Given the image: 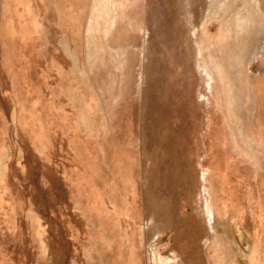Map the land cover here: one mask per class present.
<instances>
[{
  "label": "rangeland",
  "instance_id": "rangeland-1",
  "mask_svg": "<svg viewBox=\"0 0 264 264\" xmlns=\"http://www.w3.org/2000/svg\"><path fill=\"white\" fill-rule=\"evenodd\" d=\"M41 1L47 3L44 2L46 8L43 12L33 0H5L6 10L3 15L8 20L0 26V35L3 33L12 45L13 37L18 32H33V35L28 38L29 45L19 46L24 56H15L9 61L14 73L17 74L16 81L10 77L5 78L4 69L0 68V120L9 118L14 102L20 100L23 102V109L17 111V114H22L21 116L26 117L28 121L27 129L32 134L30 141L35 142L36 146L44 142L47 144L48 148L41 152L36 162L40 170H43L44 162L46 164L48 161L52 162V173L50 178L46 174L49 181L47 180L45 187L49 207L52 209L51 214L55 213L54 216L57 218L56 214L61 213L62 208H70L72 200L81 198L86 202L89 199L93 208H101L108 213H113L112 211H116V214L120 213V224L126 230L128 221L125 219V210L122 209L123 202L121 203L124 198L133 204L129 212H134L136 205L138 208L135 215L138 217L142 214V222L147 227L146 232L144 231V244L145 241L158 243L162 251L161 241L167 243L171 241L174 232L178 241L187 244L188 241H201L214 229L220 240L219 249L207 253L208 256H225L231 259L230 261L233 259L232 262L235 264H258L257 259L260 255L255 259L249 248L251 240L256 235V202L264 209V53L257 61L246 60L245 63L247 70L254 76L251 87L255 98L251 99V102L257 101V104L251 106L256 108L254 117L247 124L251 130V135L249 133L248 135L250 140L252 139V146L254 145L253 153L257 145L256 159L259 167L255 169L252 158L254 154H249L245 144L248 141L244 142L237 137V146H233L231 141L233 137L231 138L227 133L232 125L226 115L221 113L220 105L216 103L225 99L222 87L218 82L216 87H213L214 79H205L204 73L198 70L191 38L194 24L205 17V1L195 6L197 13L194 24L191 25L183 16V11L187 7L185 0H114L120 4L121 13L118 14V18L122 23L118 24L120 29L113 32V38L120 36L122 42L114 40L108 44L104 41L103 45L121 54L120 58H116L117 63H115L114 57L106 53L104 63L98 61L100 64H96L97 69H93L99 72L97 78L94 77L96 74L92 75L85 65L82 49L84 39L82 29L87 18L89 16L92 20L99 18L97 10L90 7L93 5L92 0ZM181 2L183 7L180 8ZM27 3L28 7H26ZM105 4L109 6V13L112 16L114 14L112 3L108 1ZM56 5L66 9L63 15L61 12V18L64 16V19L60 34L68 32V35L72 36L70 37L72 42L76 38L75 34L79 35L76 49L79 54V67L84 69L82 74L80 72L78 74V69L73 64L61 67L57 63V50L52 49L53 45L57 44V37L42 29L51 18L50 8L54 10ZM75 10L79 17L75 15ZM41 12L43 16L40 15ZM12 16L18 17L22 31L17 21L12 22L10 19ZM24 19L32 20L35 25L32 21L26 23ZM207 25L210 35L218 32L216 22L210 21ZM37 31H39L38 38H35ZM46 38L49 40L46 41ZM193 41L195 43L194 39ZM125 44L129 49L123 47ZM40 49L42 54L39 52ZM54 60L58 65L54 64ZM115 64H118L117 67ZM229 67V70H233L231 66ZM12 71L9 69L11 75ZM56 75H61L65 80H63V88L66 94L62 93V99L54 92L55 88L52 86L53 76ZM215 89L221 95L220 100L219 96L215 98L217 95ZM39 121L42 127L37 125ZM12 129L9 127L5 132L13 133ZM0 130H2L3 144L0 148L2 150L0 158L4 160L0 168L1 175L3 164L8 159L1 122ZM231 131L237 135L236 125ZM210 132L211 138L218 135L213 142L208 135ZM61 140H64L63 154L60 150ZM206 155L210 158L208 162L217 163L227 173L226 188L229 194L225 201L229 207V218L234 219L238 213H241L247 221V228L235 226L230 219L221 217L217 207L212 213L204 209L203 198L193 193L195 187L193 184L199 178L196 162L201 161ZM50 158L51 160H48ZM24 161V156H18V162L24 163ZM121 161L124 162L121 164ZM29 163L31 164L30 161ZM122 171L125 175L131 174V178L133 175L136 180H140L135 187L122 183ZM61 172L70 179L71 191L61 183ZM190 182L193 186L189 184ZM215 186L219 200L222 183L217 179ZM111 187L117 188L119 195L117 191L111 190ZM145 189H148V192ZM15 191L19 192V189ZM200 196L202 197V194ZM30 202L22 203L30 209ZM27 219L29 220L27 217L22 221L23 236L17 243L18 248L15 251L25 258H28L33 251V256L41 258L40 249L34 246L31 236L33 227L28 225ZM36 222L34 221L35 227L37 225L44 227L38 218ZM75 222L69 215L64 225L69 226L67 233L71 234V227L76 229L80 226L83 230V234L79 236L80 249L83 251L87 248L96 256V260L88 258L89 263L86 261V264L124 263L125 251L117 253V257L109 256L108 252L99 249L103 244L95 243L94 238L91 237L93 230L99 228V219L87 217V222L81 224ZM156 227L158 230L154 235ZM260 233L264 239V229ZM222 238L225 241L221 240ZM151 248L152 245L147 249V264L150 263L147 257ZM71 250H74V246H71ZM0 264L16 263L3 262L0 258Z\"/></svg>",
  "mask_w": 264,
  "mask_h": 264
},
{
  "label": "bare ground",
  "instance_id": "bare-ground-1",
  "mask_svg": "<svg viewBox=\"0 0 264 264\" xmlns=\"http://www.w3.org/2000/svg\"><path fill=\"white\" fill-rule=\"evenodd\" d=\"M0 1L2 3V5H0V15H2L4 13V11L6 10V5H5L6 2H5V0H0ZM108 1L112 3L113 8H114V14L112 16L109 13V9H108L109 6L107 4H105ZM202 1H205V3H206L205 17L202 18V20L199 23L194 24L193 22L195 20V16L197 13L195 6L197 4L201 5ZM44 2L45 1H41V0H36V1L33 0V3L34 4L36 3L37 6L39 5V9L42 12H43V9L46 8L45 6L47 4L46 2H45L46 4ZM91 2L93 5H91L90 7L95 8L97 10V15L99 18L97 20H95V19L92 20V18L90 19V16L88 18L86 17L87 18L86 23L84 22L85 27L83 26L84 29H82L84 39L83 40L81 39V40L83 41L82 49L84 51L85 65L88 66V68H89L88 70L91 71L92 75L96 74L94 77L97 78V76H98L97 73H99V72L97 70L93 71V69L98 67V66H96L98 61L102 64L104 63L106 53H109L114 57L115 63H117L116 58H120V54H121L120 52H117V50L112 51L109 46L105 47L103 44H104V41H106L108 44H110L114 40H117L118 42H122V39L120 38V36L116 37L115 39L113 38V32L120 29L118 24L122 23V21L118 18V14L121 13V8H120L119 2L114 1V0L113 1H111V0H92ZM185 2L187 4L188 8L186 7L184 9L185 11H183L184 12L183 16H185L187 22L191 23V25L194 24L193 30H192L193 32H192L191 41L194 44V49L196 52V59L198 62L197 66L199 68L198 70L200 72L204 73L205 79L206 78L207 79H210V78L214 79L213 87H216L215 86L216 82H218L219 85L222 87V89L224 91L223 96L225 99L220 100L221 95L216 89H215V92L217 95L215 98L217 99V97L219 96L218 99L220 101H216V103L220 105L219 108L221 110V113L222 114L224 113L226 115V117L228 118V120L230 121V123L232 125V127H231L232 129L230 128L227 133L230 135L231 138L233 137L231 140L233 143V146H237L236 145L237 139H238L237 137L244 140V142H245V140H247L248 142L245 144H247L246 147H248L249 154H251V153H253V146L254 145L252 146V143H253V142H251L252 139L250 140V138H249L250 135H248V133L250 134L251 130L248 128L247 124L249 123L251 118L254 117L253 115L255 114L254 112H255L256 108L255 107L252 108L251 106H253L257 101L255 103H254V101L251 102V99L255 98L253 95V89L251 87L254 76L252 75V73H250L247 70V68L245 67V63H246V60L257 61L258 57L264 53V0H185ZM181 5H182V2H181ZM26 7H28V3H27ZM181 7H183V5L180 6V8ZM50 10H51L50 11L51 18L49 21H47L46 25L43 24L45 27H43L42 29L45 30L47 33L55 34V36L57 37V44L53 45L54 47H52V49L55 48L57 50L56 51L57 52L56 55L58 56L57 63H59V65H61V67H63V66L66 67L68 65L73 64V66L75 65L76 68L78 69V74H79V72H80V74H82L84 72V69H81L79 67V64H78L79 54H78V51L76 49V46H78V43H79L78 42V36L79 35L75 34L76 38L72 42L71 38H70L72 36L70 34H69L70 35L69 36L68 32H65V33L63 32L62 35L60 34L61 33V27H62V21L64 19V16H62L63 18H61V12L63 15V13L66 10L65 7H60L59 5H56L54 10L52 8H50ZM42 12L40 13V15H42ZM185 12H186V14H185ZM75 15L77 17H79L76 10H75ZM123 15H124V13H123ZM77 19H76V21H77ZM25 21H26V23H29L32 20H25ZM210 21H212V22L214 21L217 23L218 32L215 35H210L208 33L207 23ZM32 23L35 25V22L32 21ZM20 25H21V23H18L19 28L21 27ZM77 25H78V23H77ZM20 29L22 31V28H20ZM184 29H185V27H184ZM102 30H103V33H102ZM0 31H1V29H0ZM193 39L195 40V43H194ZM7 43H8V45H10V47H8ZM123 47L124 48L128 47L127 49H129V46H127L126 44L123 45ZM190 50H191V48H190ZM193 53H192V55H194ZM66 54H67V57H66ZM13 57H15V56H14L12 44H9L8 40L4 37V34L2 33L0 35V68L4 69V77L5 78L9 79V77H10L12 80L14 79V81H16L17 74L14 73V70L12 69L11 64L9 62L11 60V58H13ZM54 61H55L54 64L58 65L56 63V60H54ZM80 62H81V60H80ZM100 63H98V64H100ZM117 65L115 64L116 67H117ZM229 66H231L233 68V70H231V69L229 70V68H230ZM102 67H104V66H102ZM9 69L11 71L13 70L12 75H11V73H9ZM68 69H69V67H68ZM86 69H87V67H86ZM105 71H107V70H105ZM53 79L54 80H53L52 86H53V88H55L54 92L58 93L62 99V95L64 93L66 94V90L63 88V85H64L63 80L64 79H62L61 75L53 76ZM89 87H90V85H89ZM96 92H97V90H96ZM102 92H104V91H102ZM14 93H15V90H14ZM98 93H100V92H98ZM169 94H170V92H169ZM97 95H99V94H97ZM245 105H248V106L245 107ZM73 110H75V109L73 108ZM83 110L85 111L84 108H83ZM36 113H37V111H36ZM75 116H77V114ZM37 117H38V115H37ZM76 118H78V117H76ZM39 122L37 125L39 127H42L41 121H39ZM78 124L76 125V127L78 126ZM84 124H85V122H84ZM47 125H45V127ZM235 125L237 128V135L233 131H231V130H233ZM60 128H58V129H60ZM214 131H216V129H214ZM61 132H60V134H62ZM16 134L18 135V133H16ZM208 135H209V138H211V132ZM20 136L22 137V135H20ZM1 137H2V130H0V148L3 147ZM53 137H55V136L53 135ZM59 137H61V136H59ZM216 137H218V135L211 138L212 142H213V139H216ZM248 138H249V140H248ZM24 141H26V139ZM63 141L61 140V145H60V150H61L62 154L65 152V149L62 145ZM19 144L20 143H18V145ZM69 145H71V144L69 143ZM18 147H19L20 154H22V148H23L25 155H26L25 161H27L28 158L30 161L36 160L35 154L38 152H42L43 150H46V148H48L47 144H45V142L39 144V146H36V143L32 142V141H31V144H30V142H25L24 145L22 144ZM33 147L34 148L37 147V150H36L37 152H35V154L32 151ZM8 149H9V147H8ZM54 149H55V147H54ZM0 151H2V150L0 149ZM16 152H17V150H16ZM53 153H54V151H53ZM68 154L69 153H67V155ZM100 154H102V153L100 152ZM7 155H9L8 152H7ZM11 155H12V153H11ZM13 155H14V153H13ZM53 156H54V154H53ZM65 156L66 155H64V157ZM208 159H210V158H208L206 155V157L205 158L203 157V159L201 161H197L196 165L199 168L198 169L199 170V178H197L193 184V185H195L193 193L195 195L199 196V198H201V199L203 198V202H204L203 208L204 209L210 210L209 212L212 213L215 210V207H217L219 210L220 216L229 220L230 219L229 215H228V212H229L228 208L229 207H227V202L225 201L228 197V194H229L228 189L226 188V185H228V183H227L228 182V176L225 175V171L222 169V167L220 168V165H218L217 163L213 164V163H211L212 161L208 162ZM48 160H51V158ZM122 162H124V161H121V164H122ZM2 163H4V160L1 157L0 158V168H1ZM51 163L52 162H50V161L47 162L48 171L46 174L48 177L51 176L50 174L52 173L51 172V170H52L51 169L52 168ZM19 167H21V166H19ZM5 168H6V166H5ZM210 168H212V170H210ZM24 169H25L24 171L26 173L28 171V166L25 165ZM123 171H122L123 181L120 180V182L122 181V183L124 182V183L128 184V186L130 184V186L135 187V184L137 183V181H140V180H136V178L133 177V175L131 178V176H130L131 174L125 175ZM62 172L64 173L63 170H62ZM62 172H61V175L64 176L65 174H63ZM126 173H127V171H126ZM191 176H193V175H191ZM217 179L220 181V183H222V187L220 188L222 191V194H220L219 200H218L216 192H215L216 191L215 190V187H216L215 184H216ZM61 180H62V182H61L62 184L66 183L65 186L69 190L70 184H71V183H69L70 179H67V178L61 176ZM40 182H42V181H40ZM40 182H39V184H40ZM122 183H120V185ZM189 184H191V182ZM125 186H123V187H125ZM138 187H139V185H138ZM111 190L117 191L118 189L111 187ZM145 190L148 192V189H145ZM70 191H71V189H70ZM218 191H219V189H218ZM119 193L120 192H118L117 194L119 195ZM41 194H42V192H41ZM200 194H202V197L200 196ZM45 196H46V194H45ZM114 199H115V197H114ZM122 199H123L121 201V203L123 202V204H122L123 208L122 209L125 210V215H126L125 219H127V221H128L126 230H125V227L120 224V220H119L120 219V215H119L120 213L116 214L115 213L116 211H112L113 213H108L107 211H104L101 208H95V207L93 208L91 206L92 204H90V202H89V199H87L88 201L84 202V200L81 198L80 199L77 198L76 200H72V203L70 202L71 205L69 204L70 205L69 209L62 208V210H61L62 212L59 214H56L57 218L54 216L55 213L51 214V211H52V209H51L49 214L47 215V221L48 222L46 223V225L44 227H41L39 225H37L35 227L34 221H35V223H37L36 221H37L38 210L34 209L35 206H34L33 202H30L31 216L28 217L29 220L28 219L27 220L29 221L28 225L33 227V229L36 230V232L32 231L31 236L33 237V240L35 241L36 246L40 249V251L43 252L42 253L39 251L41 258H42V256H46V258H47L46 264H86V261L88 262V258H92V259L94 258L95 259L96 256H94L93 253L89 252V250L87 248H86V250H83V251L80 249L79 236L83 234V232H82L83 230H82V228L80 229V226L76 229L71 227L70 228L71 234L67 233L69 226H64V225L67 221L68 216L70 215V217L73 220H75L77 223H80V224L84 221L87 222V217L88 218L91 217L93 219H99V228L94 229L92 234L90 232L91 237L94 238L95 243L103 244V245H101V248H99V249H102L103 252L104 251L108 252L109 256H112V255L116 256L117 253H121V252L125 251V254L123 255V259H124L123 264H146L145 262H146L147 249H149L150 245H152V248H151V250H149L150 251V254L148 253L149 257H147L150 260L149 264H179V260L175 259L176 258L175 255L172 254L171 251H168L169 250L168 248H167L168 250L165 249L166 251L164 250V248H163L164 251L163 250L160 251L158 249V246H159L158 243H155V242H153V243L148 242L147 243V241H145L146 244H144V240H143L144 231H145V228H147V227H145V224L142 222V219H141L142 214L138 215V217L136 216L137 215L136 211L138 208V207H136V205L134 206L135 211L129 212L131 210L130 209L131 205L133 206L132 202L130 204L129 200H126L124 198H122ZM216 200H218V203L216 202ZM54 202H56V201H54ZM120 204H119V206H120ZM38 205L42 206V202L39 201ZM154 206H155V204H154ZM161 207H163V206H161ZM259 207H261V204H257V208L261 209ZM119 209L121 210V208H119ZM67 213H69V214H67ZM163 214H165V213H163ZM190 218H191V216H190ZM230 220L232 221L233 224H235V226L238 225L239 227L246 228V226L244 225L245 221H246L244 216L241 215L239 217H236V218L230 219ZM150 222H148L149 226H150V224H149ZM153 223H152V225H153ZM83 225H85V223ZM116 227H118V228H116ZM157 230H158V227L155 228L154 235L157 232ZM147 231L149 232V230H147ZM34 233L38 237L37 240H36ZM120 236H122V238H120ZM152 237H154V236H152ZM206 238H208V237H206ZM209 238L211 240V243H209V245H211L213 252H215L217 249H219L220 240H219L217 234L215 233L214 229L211 231ZM209 238H208V240H209ZM132 239H134V241ZM221 240H224V239L222 238ZM203 243L205 244V242H203ZM250 245L251 246L249 248V251L251 252L252 256L254 255V251H255L254 249L256 247V255L260 254V257H261L260 263L264 264V239H263L262 234L259 236L255 235L253 237V240H251ZM71 246H74V250H73L74 252L71 250ZM202 246H203V244H202ZM28 247H29V245H28ZM220 247H222V245ZM124 248H126V249L124 250ZM73 253L75 254V257H73V255H74ZM199 254H200V252H199ZM199 258H200V256H199ZM233 258H234V256H233ZM104 259H106V258H104ZM232 261H233V259H232ZM232 261H230V262H232ZM98 264H99V262H98ZM216 264H218V263H216ZM230 264H235V263L232 262Z\"/></svg>",
  "mask_w": 264,
  "mask_h": 264
},
{
  "label": "crops",
  "instance_id": "crops-1",
  "mask_svg": "<svg viewBox=\"0 0 264 264\" xmlns=\"http://www.w3.org/2000/svg\"><path fill=\"white\" fill-rule=\"evenodd\" d=\"M10 19H12V22L13 21L18 22V17L16 18L15 16L14 17L12 16ZM7 20L8 18H6L5 15L2 14L0 17V23H1L0 26L4 25V23L7 22ZM38 32L39 31L35 32L36 33V36L34 35L35 38H38V35H37ZM31 34L33 35V32L32 33L31 32L29 33L18 32L14 35L13 45H12L13 46L12 48L15 52L14 56H21V55L24 56L23 50L21 49V47L19 48V46L20 44H22L23 46L29 45L28 38ZM47 40L49 39L46 38V41ZM8 47H10V45H8ZM39 52L40 54H42L41 49L39 50ZM43 56H45L44 53H43ZM257 72L259 71H256V73ZM22 105H23V102H20V100L17 103L14 102V108L12 109L9 118L5 120H0V122L3 124L4 145L7 144L5 148L7 146L9 147V149L7 147V152L9 154L8 160L6 161L5 164H3V170L0 175V258L3 260V262H15L16 264H22V263L23 264H40V262L43 264H46L47 263L46 256H42V258H39L37 256H33L32 254L33 251H31L28 258L27 257L25 258V256L15 251L18 248V246H16L18 245L17 243L20 242L19 240L23 236L22 235V227H23L22 221H25V218L31 216L29 207H27L26 204L24 205L22 202H25V203L26 201L33 202L35 206L34 209L38 210L37 218L39 219L42 226L46 225L45 222L47 221V215L49 214L51 210V208L49 207V203H48V197L45 196L46 193L44 192L46 191L45 189L46 182L47 180L49 181V178H47L46 176V173L48 171V164L44 163L43 170H40L36 162L37 157L41 155V152H38L35 154V152H37L36 151L37 149L33 147L32 151L34 152L36 156V160L30 161L28 158V160L24 161V163L18 162V156H24V159L26 160V157H25L26 155H25L23 148H22V154H20L18 146L22 144L24 145L25 142H30L31 144L30 137L32 136L31 132L28 131L27 129L28 121H26V117L21 116L22 114H17V111L19 112L21 109H23ZM22 122L25 125H23ZM24 126H25V129H24ZM9 127L10 129L13 128L12 129L13 133L10 132L7 134L5 131L8 130ZM16 133H18V135ZM20 135H22V137ZM8 138H12L13 143L10 140H8ZM25 139L26 141H24ZM18 143L20 144L18 145ZM254 150L255 151L253 153L254 155L252 158H254L253 159L254 167L256 169L259 167V164H257V159H256L257 157L256 146ZM29 161L31 162V164L29 163ZM18 165L21 167H19ZM25 165L28 166V171L26 170L27 171L26 173L24 171ZM210 170H212V168H210ZM225 175L227 176L226 172H225ZM62 177L69 179L65 175L64 176L62 175ZM65 185L66 183L65 184L63 183V186ZM16 189H19V192H16L15 191ZM39 201L42 202V206L38 205ZM257 204L258 203L256 202V229H257L256 236L257 235L259 236L261 235L260 231L264 229L263 228L264 209L262 208V206L259 207L261 209H258ZM239 216H241V213L240 214L238 213L236 217H239ZM244 225L247 226V221H245ZM243 229L245 228L243 227ZM33 232H36V230L33 229ZM210 234H211V231L209 235H206L204 237L205 239H201V241H193V242L188 241L186 244L184 242L178 241L176 239V233L174 232L173 238L171 239V241H169L168 243L165 241H161L163 243V247L161 246L160 248H162L161 250H163V248L164 250L168 248L169 250L168 249L167 250L171 251L172 254L175 255L176 257L175 259L179 260V264H216V263L230 264L229 262L230 260L228 257H218V256H213V255L211 256L207 255V253L213 252L211 245H209V243H211V240L209 238ZM34 235L37 240L38 238L37 235L35 233ZM206 237H208L209 240ZM203 242H205V244ZM33 243H34V246H36L35 241ZM159 246H158V249H159ZM254 250L255 251H254L253 257H255L256 259L260 254L256 255V247ZM260 258L261 257L259 256L257 259L258 264H262L260 263ZM22 260L24 262H22Z\"/></svg>",
  "mask_w": 264,
  "mask_h": 264
}]
</instances>
